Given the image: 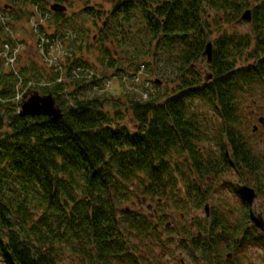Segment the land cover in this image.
I'll use <instances>...</instances> for the list:
<instances>
[{
	"label": "trees",
	"instance_id": "trees-1",
	"mask_svg": "<svg viewBox=\"0 0 264 264\" xmlns=\"http://www.w3.org/2000/svg\"><path fill=\"white\" fill-rule=\"evenodd\" d=\"M39 1L30 0L27 17L40 12ZM152 2H115L116 14L128 20L129 13L140 9L146 34L154 42L153 55L167 53L178 69L170 79L174 86L144 100L94 94L103 88L96 75L84 87L88 78L84 71L74 77L70 54L66 87L74 89L63 92L62 82L39 91L55 98L63 117L53 121L44 115L21 116L13 97L20 74L28 80L31 70L21 65L20 73L13 74L3 68L0 57V256L6 264H62L65 249L76 255V262L85 250L86 264H111L112 257L127 251L117 246L127 243L123 235L142 234L139 228L147 225L137 221L147 215L126 210L122 203L139 196L186 201L198 190V180L212 173L213 157L205 144L222 138L225 128L233 139L234 127L223 124L240 121V92L258 73L255 66L236 64L243 51L236 33L222 31L212 40L210 63L202 51L211 31L207 10L222 18L215 19L213 27L231 23L241 11L240 1ZM6 6V11L14 8ZM43 8L64 18L60 10ZM2 21L0 16V31ZM108 23H103L105 28ZM3 38L0 33V50ZM98 50L109 57L106 68L126 72L117 50L103 43ZM200 58L207 63L205 72L197 69ZM207 72L212 74L209 80L204 79ZM201 107L210 111L204 114ZM124 119L131 128L121 123Z\"/></svg>",
	"mask_w": 264,
	"mask_h": 264
},
{
	"label": "flooded vegetation",
	"instance_id": "flooded-vegetation-1",
	"mask_svg": "<svg viewBox=\"0 0 264 264\" xmlns=\"http://www.w3.org/2000/svg\"><path fill=\"white\" fill-rule=\"evenodd\" d=\"M239 1L241 11L230 23L244 27L236 64L255 66L258 79L242 87L240 121L223 124L234 127L233 139L225 128L222 138L205 144L213 157L211 175L198 180L191 198L174 203L202 213L186 217L180 210L173 218L158 208L159 197L143 198L135 211L147 215L137 219L147 225L139 228L142 234L123 235L127 243L117 246L127 251L112 257L111 264H264V0ZM245 11L248 19L241 16ZM238 185L253 190L251 201ZM83 254L72 264H86Z\"/></svg>",
	"mask_w": 264,
	"mask_h": 264
},
{
	"label": "rangeland",
	"instance_id": "rangeland-1",
	"mask_svg": "<svg viewBox=\"0 0 264 264\" xmlns=\"http://www.w3.org/2000/svg\"><path fill=\"white\" fill-rule=\"evenodd\" d=\"M26 1L0 0V16L3 17L1 22L3 28L1 27L0 33L2 38L4 37L3 40L5 39L1 44L0 53L6 52V58H1L4 64L3 68L13 74L20 73L21 65L31 70L28 80H25L20 74L17 81L19 86L13 97L14 103H16V112L19 110L18 103L22 100L21 96L28 88H30L28 90L36 88L41 91L43 88L54 87L55 84L63 82V92L68 93L74 89L66 87L67 78L65 75H67L66 69L70 66L68 65L69 59L67 60L69 54L72 57L71 73L74 77L78 76L80 71H84L85 78H88L87 84H83L84 87L89 86L88 80L98 79L103 88L97 90L94 93L96 95L124 97L123 99H125L124 95L127 94V100L132 98L144 100L149 94L174 86L175 83L170 79L177 76L178 69L174 70V64H172L175 61L167 53L159 52L153 55L154 42L152 43L149 35L146 34L144 29L146 25L144 26L143 22L145 19H142L139 8L129 13L131 16L128 20L124 14H116L117 3L115 2L117 0H40L39 4L42 6L40 12L35 16L27 17L32 4L30 0ZM151 1L155 6L156 0H148L149 3ZM121 2L123 1L119 3ZM54 3L64 6V10H62L64 18L56 17L43 8H49ZM7 4L13 5L14 8L6 11ZM207 11L211 14V31L208 33L206 41H212L222 31L230 34H240L244 31L242 25L238 24L237 27H234L226 22H221L213 27L216 24L215 19L220 18L221 20L218 19V21H222V18L218 17V12L215 13L214 10ZM40 13L43 15L40 16ZM16 15L17 19H15ZM106 21L110 23L108 28L103 25V22ZM77 35L80 36V43H77L79 40L77 42L75 40ZM112 39H115L113 44L111 43ZM101 43L112 51H118V62L124 60L122 63L126 72L119 73L115 67L106 68L109 57L102 56L98 50ZM146 49H148V54L145 57L140 55L136 58ZM152 56H157L156 60ZM147 61L153 63L148 64ZM196 66L198 70L205 72L207 70L205 58H200ZM95 75L96 77H94ZM157 81H161V86ZM3 101L9 100L4 99ZM201 111L206 114L210 110L201 107ZM125 119L121 123L131 128L132 125ZM180 156L183 158L185 154ZM229 178L232 180V172ZM178 184L180 187L183 186L181 180ZM181 194L185 195L183 191ZM142 202L144 201L141 196L135 197L122 203V208L139 209L143 206ZM160 202L161 205L158 208L165 210L169 215L173 214V218L179 217L180 210L185 213L186 217L202 213L182 207L181 203L184 201H180L181 203L178 205L172 201L161 200ZM63 259L62 264H72L77 261L76 255H71L68 249H65ZM0 264H6L1 256Z\"/></svg>",
	"mask_w": 264,
	"mask_h": 264
},
{
	"label": "water",
	"instance_id": "water-1",
	"mask_svg": "<svg viewBox=\"0 0 264 264\" xmlns=\"http://www.w3.org/2000/svg\"><path fill=\"white\" fill-rule=\"evenodd\" d=\"M52 10H64V6L54 3L50 5ZM242 18H249V12L245 11L242 14ZM202 56L206 57L208 63L211 62L212 57V43L208 41L204 50L202 51ZM212 77L211 72H207L204 76L205 80H209ZM19 115L21 116H35L44 115L49 117L53 121H57L63 117L61 109L56 105L55 98L51 94L40 95L37 92L31 93L29 96H25L21 106ZM238 190L240 194L251 201L254 197L253 190L245 185H239Z\"/></svg>",
	"mask_w": 264,
	"mask_h": 264
},
{
	"label": "built area",
	"instance_id": "built-area-1",
	"mask_svg": "<svg viewBox=\"0 0 264 264\" xmlns=\"http://www.w3.org/2000/svg\"><path fill=\"white\" fill-rule=\"evenodd\" d=\"M7 46V45H6ZM8 48V47H7ZM0 55H4L5 56V58H6V53L4 54V53H0Z\"/></svg>",
	"mask_w": 264,
	"mask_h": 264
}]
</instances>
